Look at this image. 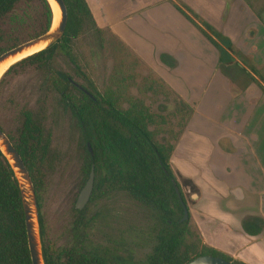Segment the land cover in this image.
<instances>
[{
  "label": "trees",
  "instance_id": "obj_1",
  "mask_svg": "<svg viewBox=\"0 0 264 264\" xmlns=\"http://www.w3.org/2000/svg\"><path fill=\"white\" fill-rule=\"evenodd\" d=\"M63 1L68 19L61 38L11 64L0 78L1 89L11 74L31 69L45 75V83L41 87L43 97L34 106L23 104L16 109L15 127H5L4 112L8 111V104L3 107L0 105V127L20 154L36 191L44 264H122L120 256L108 247L90 246L78 241L53 250L45 243L42 193L58 159V153L52 148L51 128L47 124L46 98L50 96H56L62 113L70 115L79 131L84 178L88 177L94 164V189L90 201L109 192L125 191L156 212L158 228L145 264H185L198 255L220 256L233 264H246L203 243L200 234L189 228L188 220L180 221L183 206L175 185L181 191L185 203L186 199L177 175L185 185H190L194 193L198 192V188L191 179L173 169L170 158L193 113V107L184 100L179 101L180 111L188 116L184 120L181 117L182 122L179 124L182 128L173 142L159 141L156 131L150 128L156 121V115L149 106L142 99L127 94L119 83L116 87L99 91L75 53V41L87 30L94 31L101 44L104 33L108 31L124 43L109 28L97 25L87 0ZM21 5L39 6L40 10L35 11L33 16L17 17L16 11ZM173 5L217 49L218 69L229 79L232 90L239 92L233 85L241 80L240 77L247 76L248 71L234 60L232 53L236 54L238 50L232 41L187 5L174 2ZM52 15L49 0H0V54L48 31ZM59 59L67 63L73 73L62 68ZM159 59L169 68L176 66V60L167 53H160ZM251 71L253 74L258 73L255 67H251ZM251 82H256L253 75L250 76ZM247 86L238 89L243 91ZM259 87L264 92L262 85ZM9 106L11 108L13 104ZM87 143L91 145L93 155ZM77 213L80 223L84 210H78ZM242 225L247 233L258 234L263 229V220L251 216L243 219ZM0 264H32L19 180L1 147Z\"/></svg>",
  "mask_w": 264,
  "mask_h": 264
},
{
  "label": "crops",
  "instance_id": "obj_2",
  "mask_svg": "<svg viewBox=\"0 0 264 264\" xmlns=\"http://www.w3.org/2000/svg\"><path fill=\"white\" fill-rule=\"evenodd\" d=\"M209 1L213 6L204 10L182 0H87L97 25L109 28L163 72L164 80L193 107L170 161L198 188L194 216L203 243L234 260L264 264V96H253L252 86L232 90L217 67V49L173 2L196 11L240 49L246 29L254 26L257 35L264 33L241 0ZM160 53L171 55L176 66L162 63ZM261 55L256 50L251 58L264 63ZM251 216L263 220L258 234L243 228L242 220Z\"/></svg>",
  "mask_w": 264,
  "mask_h": 264
},
{
  "label": "rangeland",
  "instance_id": "obj_3",
  "mask_svg": "<svg viewBox=\"0 0 264 264\" xmlns=\"http://www.w3.org/2000/svg\"><path fill=\"white\" fill-rule=\"evenodd\" d=\"M182 1L197 5L204 10L213 6L214 2ZM241 3L243 10L248 9L257 18V25L264 33V0H241ZM56 8L58 9L57 6L54 7ZM57 9L54 11L52 7L55 17L59 18ZM38 10H40L39 6L21 5L16 11V16L21 18L33 16ZM214 17L215 15L212 16ZM245 33L247 35L246 37L242 35L244 41L241 49L236 47L238 52L232 55L235 61L246 68L248 75L240 77L241 80L233 86L235 90L240 91L238 88L248 84L254 87L253 96L259 98L264 96V92L257 88L259 85L264 88V63L255 62L251 55L256 50L259 55L261 52L264 54V36L257 35L254 26L246 29ZM75 53L80 57V63L84 65V70L90 75L99 91L103 92L109 87H116L118 83L122 84L127 94L142 99L156 115V121L150 128L156 131L158 140L173 142L182 128L179 124L182 122L181 117L183 116L184 120L188 115L180 111L179 101L183 99L164 80L163 72H157L149 66L109 31L104 33L102 44L99 43L94 31H85L75 41ZM58 62L62 68L72 72L62 59ZM251 67H255L258 73L253 74ZM251 75L256 78L254 85L249 83ZM75 78L81 82L79 77L75 76ZM44 83V73L31 69L11 74L6 78L0 89V105L3 107L8 104V108H5L8 111L4 112L7 129L16 126L15 113L18 107L23 104L34 106L43 97L41 87ZM46 102L47 124L52 133V148L58 153V159L47 177L45 190L42 193L41 211L45 243L53 250H57L82 241L90 246L114 249L120 256L122 264H145L158 228L156 212L129 193L114 191L89 200L83 209L81 222L78 223L80 217L75 202L87 179L82 173L83 152L79 147V131L70 115L62 113L56 96L46 98ZM10 103L13 104L11 108ZM177 177L182 185V193L189 210L188 226L201 236L194 216V203L198 200L199 191L194 193L190 185H185L181 177L178 175Z\"/></svg>",
  "mask_w": 264,
  "mask_h": 264
},
{
  "label": "water",
  "instance_id": "obj_4",
  "mask_svg": "<svg viewBox=\"0 0 264 264\" xmlns=\"http://www.w3.org/2000/svg\"><path fill=\"white\" fill-rule=\"evenodd\" d=\"M54 1L56 2V4L60 9V20L57 26L54 29H51L50 27V29L45 33L4 51L3 53L0 54V63L9 58L15 57L18 54H21L24 51L40 43H46V45L42 48L44 49L48 45L55 43L61 38L67 24L68 12L65 2L63 0H54ZM16 61H14L13 63H15ZM77 85L80 89H83V87L80 84ZM0 147L2 148L7 158L9 159L19 180L24 215H25L26 234H27L28 246L30 250L32 264H44L42 257V249H41V237L39 232L36 191L33 186L30 173L26 168L20 154L14 147L8 135L3 131L1 127H0ZM87 148L90 154L93 155L92 147L89 143H87ZM94 178H95V171H94V164H92L89 175L83 187L81 188L75 202V208L79 211L84 209V207L87 205V203L91 198L94 188ZM175 191L180 203L183 206V216L180 219V221L187 220L189 218V210L187 204L185 203L182 197L181 191L179 190L177 185H175ZM37 226H38V230H37ZM185 264H233V262L220 256L198 255L192 258L191 260H189L188 262H186Z\"/></svg>",
  "mask_w": 264,
  "mask_h": 264
},
{
  "label": "bare ground",
  "instance_id": "obj_5",
  "mask_svg": "<svg viewBox=\"0 0 264 264\" xmlns=\"http://www.w3.org/2000/svg\"><path fill=\"white\" fill-rule=\"evenodd\" d=\"M49 2H50V5L53 7V10L55 11L57 8L54 9V7H56V6L58 7V5L55 4L56 2L54 0H49ZM52 7H51V9H52ZM57 10L59 12V16H58L59 18H56L55 17V12L53 13V11H52L53 21H52V24H51V29H54L57 26V24H58V22L60 20V9H59V7H58ZM45 45H46V43L37 44V45L31 47L30 49L24 51L21 54H18L15 57L9 58V59L1 62L0 63V77L5 72V70L9 67V65H11L14 61H16V60H18V59H20V58H22V57H24V56H26V55H28L30 53H33L35 51H38V50L42 49Z\"/></svg>",
  "mask_w": 264,
  "mask_h": 264
},
{
  "label": "flooded vegetation",
  "instance_id": "obj_6",
  "mask_svg": "<svg viewBox=\"0 0 264 264\" xmlns=\"http://www.w3.org/2000/svg\"><path fill=\"white\" fill-rule=\"evenodd\" d=\"M241 65V64H240Z\"/></svg>",
  "mask_w": 264,
  "mask_h": 264
}]
</instances>
